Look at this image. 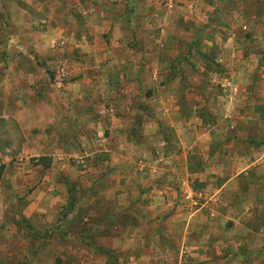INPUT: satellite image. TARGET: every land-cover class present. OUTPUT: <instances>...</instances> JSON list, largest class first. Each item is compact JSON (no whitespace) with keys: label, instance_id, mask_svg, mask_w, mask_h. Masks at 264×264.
I'll list each match as a JSON object with an SVG mask.
<instances>
[{"label":"rangeland","instance_id":"rangeland-1","mask_svg":"<svg viewBox=\"0 0 264 264\" xmlns=\"http://www.w3.org/2000/svg\"><path fill=\"white\" fill-rule=\"evenodd\" d=\"M37 3L43 5V12L37 11L31 5ZM135 4L139 7L141 17L147 19L148 14L149 19L150 14L145 9L146 0L1 1L0 51L7 52L8 44L3 43L8 35L19 36L20 42L32 48L44 49L41 57H36L33 62L48 69L53 84H57L62 79L61 69L64 67L63 71L68 74L67 76L71 75V79L69 77L65 83L70 84V81L78 79L77 81L83 84L85 92L80 96L84 102L78 114L86 113V116H81L80 122H72L65 112L63 120L58 121L57 111V119L50 127V131L59 133L63 131L61 134L68 136L63 138L62 170L57 173V179L64 185L67 192L58 204L47 208L58 218L51 223V227H48V231L54 233L55 236L50 234L49 237L53 238L45 241L33 238L31 235L27 236L26 230L24 234H17V237L7 235L5 242L14 244L25 242L21 245L25 249L11 252L10 258H7L4 264H91V255H105L106 264H117L120 260L135 264L136 252L120 249L116 244L120 240V235L117 233L111 240L112 245L116 244L112 246V249L91 250V242H93L91 227L102 225L104 228H109L121 224L123 228H133L136 226V220L133 215H129V212H142L145 222L141 234H144L148 244L150 241L152 243L151 251L143 255L139 252V257H143L141 262L156 264L148 262V258L153 253L166 255L165 249L168 247L166 237L164 234L154 233L153 228L149 226L153 221L150 206L144 202L138 203L137 198L139 200L143 195L146 201L145 198L150 195L167 191L166 153L169 146H175L173 133L168 132L171 123L168 122L169 118H161L160 138L148 140L143 145L146 152L144 160L147 162L157 159L151 152L153 148H159L158 159L160 161L158 164L160 166L154 175L149 171L150 169L142 173L134 167V164L131 170L120 162L121 158L135 162V151L139 142L130 132L134 130L131 120L122 122L124 131L120 132L122 134H117V137H113V131H110L119 129L117 123L106 120V124L110 127L111 142L104 143L96 137L97 140H93V150L96 154L89 156L87 150V144L91 140L89 136L86 143L81 138L77 144L71 136L77 130L78 134L82 135L81 137L84 133L94 131L92 120L97 114L98 103L104 99L113 101L118 116H124V118L127 107L130 114L135 113L136 107L133 103L137 100L140 102L141 98L144 100L157 97L163 101H174L177 109L165 105L161 112L168 113L172 118L174 114L189 118L190 133L194 137L190 144L199 153H201V148H204V142L197 138L200 134H205V130L210 129L217 121L222 127L221 133L224 137L222 141L224 148H228L227 150H231L234 145L228 142L237 138L253 147H259L264 143V41L254 42V38L249 39V33H247L249 27L251 28L250 36L253 34L264 36V26L247 21L249 13L240 11L239 17L244 21L246 27L244 31L247 35H244V38L237 35L243 30L241 27L243 23L239 22L237 32L234 31L236 39L214 43L209 47L206 43L198 41L193 43L185 38L200 34L213 37L218 31L219 37L224 34L223 39L226 40L231 31L217 27H211L205 31L201 25H191V23L155 28L144 24L141 29H135L130 24L133 15L131 8ZM25 6L28 9L24 10ZM94 8L100 10L95 11ZM41 13L47 14L46 16L50 19V24L45 30L48 36L57 38L59 31L63 32L61 36L67 35L66 41L60 40L58 47L51 46L52 43L48 46L41 44L40 47L30 39V35L37 34L36 31L39 29L33 18ZM125 14L129 17L128 25L115 28L107 25H91V20L110 18L118 21ZM148 19L144 22H150ZM29 26H31V32ZM135 31L139 33V36L141 35L139 41L135 40ZM110 35L111 38L103 40L102 36ZM157 38L160 42H155ZM17 61L21 64L22 60ZM139 71L146 73L142 80L143 94L136 93L130 88L124 92L126 86H122L121 79L125 82L134 80L135 73ZM75 74L79 75L73 77ZM17 83H21V80H17ZM103 84L121 89L106 91L103 89ZM156 84L161 86L158 91ZM143 110L145 114H148L145 107ZM37 114L40 113L37 112ZM40 117L43 122L45 117L42 115ZM200 125H204L206 129L201 130ZM44 130L46 132L47 128ZM120 137L123 139L122 143L125 144L122 149ZM124 139H127L126 142ZM104 147L111 150L112 154L120 155L121 153L123 157L118 160L109 158L106 151H103ZM216 147L217 145H212L211 149ZM253 151L255 150L252 149ZM194 154L189 166L191 176L188 177L190 179L188 186L190 188L183 185L184 172H181L179 173L181 181L178 190L181 198L189 193L198 202L203 193L202 190L205 189V179L202 181L201 173L209 177L217 175L211 168L204 171L205 162L202 156ZM226 154L224 161L230 156ZM43 160L51 161L47 158ZM107 161L110 164L106 163ZM207 161H209V167L217 164L215 157L208 156ZM89 166H98V168L94 173H90L87 170ZM109 166L111 168L107 170L105 167ZM104 176H106L105 179ZM126 178H128L127 182ZM221 179L219 177V180ZM18 222L23 223L19 229H30L26 221ZM6 224L9 223L6 222ZM30 239L32 242H29ZM135 239L136 234L128 237V241L134 242ZM195 241L197 239L193 238L191 247L194 246V248L182 253L180 264H196L193 260L197 261L200 258V251L194 245ZM35 246L37 250L34 249ZM178 254L177 251L171 252V256H165L168 259L167 263L164 261L159 264H177Z\"/></svg>","mask_w":264,"mask_h":264},{"label":"crops","instance_id":"crops-1","mask_svg":"<svg viewBox=\"0 0 264 264\" xmlns=\"http://www.w3.org/2000/svg\"><path fill=\"white\" fill-rule=\"evenodd\" d=\"M31 5L37 11L43 12L42 4ZM24 8V10L28 9L26 6ZM96 9L100 10L94 8L95 11ZM131 9H133V15L130 24L135 29H141L144 24L155 28L191 23V25H201L205 31L211 27L231 31L226 40L223 39L224 34L219 37L218 31L213 37L200 34L185 38L193 43L197 41L206 43L209 47L214 43L229 42L237 38L235 32L238 30V23L244 22L239 17L240 11L249 13L247 21L264 26V0H146L145 9L150 14L149 19L147 14L150 22L146 23L144 20L147 19L141 17L136 4ZM46 15L42 13L35 15L36 18H33V21L39 29L36 31L37 34L30 35V39L38 46L41 44L48 46L52 43L51 46L58 47L60 40L66 41L67 35L61 36L63 32L59 31L57 38L48 36L45 30L50 24V19ZM127 17L128 15L125 14L118 21L110 18L101 20L100 18L91 20V25L121 27L128 25L129 17ZM241 27L243 30L237 35L244 38V35H247L244 31L245 24L243 23ZM29 28L31 32V26ZM247 33H249V39L254 38V42L264 41L263 35L250 36L251 28L249 27ZM135 35V40L139 41L141 35L139 36L137 31ZM111 37V35L102 36L103 40ZM155 42H160V39L157 38ZM3 44H8V47L7 52L0 51V264H4L5 260L10 258L11 252L25 249L21 246L25 242L15 244L5 242L7 235L17 237V234H24L26 230L27 236L31 235L33 238L45 241L53 238L49 237L50 234L55 236L54 233L48 231V227H51V223L58 218L47 208L58 204L67 192L64 185L57 179V173L62 170L63 138L68 136H63L61 134L63 131L61 133L50 131V127L57 119V111L58 121L63 120L64 112L69 115L72 122H80L81 116H86V113L78 114L83 108L84 101L80 99V96L85 93L83 84H80L78 79L70 81V84L65 83L69 77L71 79V75L67 76L68 74L63 71L65 67L61 69L62 79H59L57 84H53L48 69L33 62L36 57H41L44 49L27 46L20 42L19 36L13 35L5 37ZM19 59L22 60L21 64L17 61ZM31 63H33L32 68H30ZM77 75L79 74L73 77ZM135 76L136 78L129 82L121 79L122 86H126L124 92L130 88L136 93L143 94L142 80L146 73L139 71L135 73ZM17 80H21V83H17ZM102 86L106 91L121 89L108 87L106 84ZM156 87L157 91L161 88L159 84H156ZM152 98L144 100L141 98L140 102L135 101L133 103L136 107L135 113L130 114L127 107L125 118L118 116L113 101L104 99L98 103L97 114L92 120L94 131L84 133L81 137L82 135L78 134L77 130L71 136L76 144L81 138L86 143L89 136L92 141L90 140L87 144V150L89 156H92L96 154L93 150V140H97L96 137L104 143L111 142L110 127L106 124V120L114 121L119 127L117 130H110L113 131V137L123 133V121L131 120L134 130L130 132L139 142L135 151V162H130L126 158L122 159L121 153L118 154L119 157H116L118 155L112 154L111 150H107L106 147L103 151H106L109 158L117 160L121 158L120 162L126 168L133 170L134 164V167L142 173L150 169L149 171L154 175L160 166L158 164L160 161L158 159L159 148L155 147L157 153L154 148L151 152L157 159L147 162L144 160L146 152L143 145L148 140L160 138L161 118H169L168 122L171 124L168 132L173 133L175 146H169L166 153L167 191L150 195L145 198L146 201L143 195L139 200L137 198L138 203L149 204L153 218L149 226L153 228L156 235L164 234L168 244L165 249L166 255L153 253L148 258V262L159 264L165 261L167 263L168 259L165 256L169 257L171 252L177 251L179 253L177 264H180L182 253L194 248L191 244L193 238H196L194 245L200 251V258L197 261L193 260L196 264H264V143L259 147H253L237 138L228 142L234 145L231 150H227L228 148H224L222 141L224 139L221 133L222 127L217 121L210 129L200 125V129L203 131L206 129V133L200 134L197 139L204 142V148H201V153L196 152L190 144L194 137L190 133L189 118L186 119L176 114L172 118L168 113L163 114L161 110L165 105L177 109L174 101ZM144 107L146 111L148 110V114H145ZM41 115L45 117L43 122H41ZM45 128H47L46 132ZM100 136L101 139H99ZM120 140L122 149L125 144L122 143V137ZM126 140L124 139L125 142ZM212 145H217V147L212 150ZM252 149L255 151L252 152ZM194 153L202 156L205 162L204 171L211 168L217 175L209 177L201 173L202 181L205 179V189L202 190L203 193L198 202L189 193L181 198L178 190L181 181L179 173L181 172H184L183 185L190 188L188 186L190 181L188 177L191 176L189 166ZM226 153L230 156L225 162ZM208 156L215 157L217 164L209 167ZM45 158L51 161L43 160ZM106 163L110 164L109 161ZM97 168L98 166H89L87 170L94 173ZM105 168L109 170L111 166ZM219 177L222 179L219 180ZM125 181L127 182L128 178ZM194 204L197 206H193ZM129 215H133L136 220V226L133 228L126 229L121 224L109 228H104L102 225L91 227V239L93 240L91 250L112 249V246L117 244L120 249L136 252L135 264H144L141 262L143 257H139V252L143 255L151 251L152 247L151 241L148 244L144 234H141L145 218L142 212H129ZM23 220L30 229H19L23 223L18 221ZM165 230H167L166 233ZM116 233L120 235V240L112 245L111 240ZM135 234V241H128V237ZM29 242H32L31 239ZM34 249L37 250V247L35 246ZM106 262L105 255H91V264H106ZM117 264L129 263L120 260Z\"/></svg>","mask_w":264,"mask_h":264}]
</instances>
